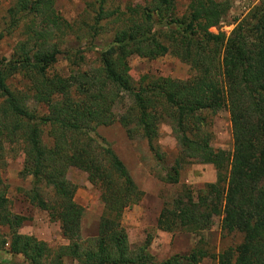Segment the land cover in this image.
<instances>
[{"label":"trees","instance_id":"trees-1","mask_svg":"<svg viewBox=\"0 0 264 264\" xmlns=\"http://www.w3.org/2000/svg\"><path fill=\"white\" fill-rule=\"evenodd\" d=\"M56 1L12 0L2 17L0 39L14 34L20 39L8 58L0 57V169L11 145H19L21 174L30 177L22 194L58 222L67 243L49 246L18 232L25 217L10 210L0 179V228H6L0 250L21 256L22 264H198L205 257L217 264H264V0L228 35L209 27L225 18L229 0H189L181 14L175 0H147L127 6L125 19L122 12L111 17L118 9L108 11L105 0H97L93 23L80 35L55 10ZM110 17L113 32L93 49L90 40ZM72 34L77 42L88 36V44L62 47ZM90 50L94 60L89 65L84 54ZM59 54L67 73L49 74ZM132 54L147 59L172 55L192 75L177 80L143 74L134 80L127 62ZM15 77L21 88L11 85ZM29 102L46 111H36ZM221 109L229 116L230 153L213 148L205 128L206 118ZM113 122L129 138L138 134L145 139L167 183H177L180 169L191 161L213 166V182L195 195L182 187L163 202L155 219L162 231L199 234L187 253L157 261L148 250V237L129 245L121 216L143 193L97 131ZM161 123L168 124L178 142L170 165L155 144ZM71 167L83 171L99 192L102 209L94 240L80 238L83 208L73 200L75 187L65 175ZM217 215L221 230L237 231L242 240L215 254L200 232Z\"/></svg>","mask_w":264,"mask_h":264},{"label":"rangeland","instance_id":"rangeland-1","mask_svg":"<svg viewBox=\"0 0 264 264\" xmlns=\"http://www.w3.org/2000/svg\"><path fill=\"white\" fill-rule=\"evenodd\" d=\"M147 0H105L104 8L118 10L111 16L122 12L120 17H128L126 7H137ZM189 0H175L176 13H183ZM259 0H229V8L225 18L218 26L209 27V31L216 33L223 32L228 35L236 21L240 20L249 9L258 3ZM12 0H0V26L2 25L3 15L7 16L6 8ZM97 0H58L55 2V10L68 22L73 24L78 35L85 33L87 26L93 23V16L97 9ZM108 18L103 20L102 31L91 39L93 49L106 43L108 37L114 30L115 23ZM105 21V22H104ZM15 30L14 33L18 31ZM20 35L4 36L0 39V57L8 58L13 52V46ZM89 37L84 35L77 42L74 35L64 38L62 47L70 48L88 44ZM85 59L90 65L94 60V51L86 52ZM129 73L136 80L140 75L151 74L169 77L172 79L183 80L192 75L191 69L187 64L179 61L176 57L165 54L154 59H147L132 54L127 59ZM67 73V62L61 54L48 70L49 74ZM15 88L22 87L20 77H15L12 84ZM30 107H35L36 111L44 113L46 109L39 105L29 102ZM115 113L120 111L115 108ZM205 128L210 133V144L215 149H223L227 153L232 150L231 128L229 116L226 109H221L211 117L206 118ZM98 133L103 136L111 145L114 152L124 163L131 178L142 191L141 199L126 208L121 216L127 241L131 247L142 242L146 237L150 239L148 250L155 260L160 261L172 254L187 253L196 243L199 234L186 231L166 232L158 229L155 225L156 216L164 201L171 199L182 187L188 188L193 195L205 183L215 180V170L211 164L191 161L183 165L179 171L177 183H167L161 180L163 174L160 165L156 162L150 152L145 139L140 135L129 138L123 127L117 122L107 126H99ZM42 140L48 143L45 135ZM158 150L163 154V162L170 165L176 155L177 139L171 133V129L166 123L158 126V136L155 139ZM6 158L0 169V179L6 184V197L9 201L10 210L25 219L18 228V232L33 235L35 238L44 241L49 246L66 244L67 241L61 237L58 222L51 220L45 210L31 205L22 194L30 187V177L21 174L22 152L19 145H11ZM66 178L74 185L73 200L83 208V215L80 221L81 240H94L97 236V221L101 213L102 204L98 197L97 188L87 179L86 174L76 168H69L66 171ZM221 216L212 218V223L208 229L200 234L204 241L209 245L212 253L217 254L228 247H235L242 240L241 233L237 231L225 232L220 228ZM6 228L1 227L0 233H4ZM6 247V246H5ZM10 261L13 264H22L19 255H13L0 250V264L3 261ZM70 264V263H69ZM198 264H217L215 258H203Z\"/></svg>","mask_w":264,"mask_h":264}]
</instances>
